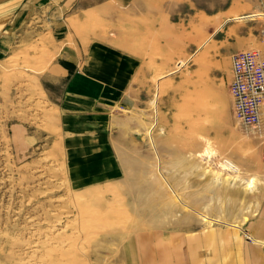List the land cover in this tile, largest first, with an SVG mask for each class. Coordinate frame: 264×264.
Wrapping results in <instances>:
<instances>
[{
    "label": "rangeland",
    "instance_id": "rangeland-1",
    "mask_svg": "<svg viewBox=\"0 0 264 264\" xmlns=\"http://www.w3.org/2000/svg\"><path fill=\"white\" fill-rule=\"evenodd\" d=\"M232 1H185L175 20L182 11L191 15V54L174 61L169 75L145 76L139 100L131 92L108 116L88 121L64 107L63 84L49 76L56 61L77 66L59 59L60 48L74 40L85 48L103 37L123 43L133 30L124 25L121 40L101 11L77 19L68 12L58 27L12 28L7 38L0 28V264H168L232 254L222 246L239 239L238 226L257 213L264 195V165L247 168L256 163L251 139L264 142V115L261 128L246 130L209 96L174 112L163 105L172 75L204 63L211 74L228 73L221 40L235 32L250 33L237 48L264 53V0H235L246 4L229 18L257 15L202 34L195 19ZM206 52L214 59L203 58ZM222 159L239 171L226 172Z\"/></svg>",
    "mask_w": 264,
    "mask_h": 264
},
{
    "label": "crops",
    "instance_id": "crops-1",
    "mask_svg": "<svg viewBox=\"0 0 264 264\" xmlns=\"http://www.w3.org/2000/svg\"><path fill=\"white\" fill-rule=\"evenodd\" d=\"M185 1L187 0H0V28L7 29L2 33L7 38L14 34L10 30L12 28L20 26L42 28L46 26V22H54L58 27L62 23L58 24L57 20L66 18L65 14L68 12H74L71 15L77 19L101 11L108 14L121 40L120 34L124 35L122 31L124 25L133 30L127 32L123 43L103 37L90 40L85 48L77 40L72 41L71 45L68 43L60 48L62 55L59 59L77 66L70 70L69 66H63L56 61L49 76L54 83L63 84L64 95L68 98L64 107L73 116L88 121L93 120L96 113L107 115L113 109L119 108L121 98L131 92H134L136 99L139 100L141 98L139 93L142 94L144 90L142 79L145 76L149 75L152 80L159 70L169 75L172 73L170 69L174 67V61L191 54L192 45L197 40L191 36V15L186 16L185 11H182V15L177 16L175 20L178 8H183ZM245 4L233 0L229 8H217L210 16L200 14L204 19L198 21L195 19V21L202 25V34L206 29L216 27L224 21L235 19L247 22L250 17L257 14L249 12L230 18L228 15L229 11L237 10ZM187 8H190V5ZM224 10L226 11L223 12ZM200 11L205 12L206 8ZM228 31L230 32V29ZM249 34L237 31L231 39L221 40V43L225 42L224 44L227 45L222 58L229 66L228 73L211 74L212 68L206 67L204 63V67L194 68L190 72L184 71L165 79L167 88L164 108L174 112V108L186 105L192 97L196 101H199L197 99L199 97L207 102L209 96L213 105H218L222 115L228 113L234 116V101L229 91L232 80V55L237 51L247 50L237 48V45L245 44L244 40ZM5 42H0V56L6 52L2 49ZM203 58H209L207 52L204 53ZM179 64L183 66V63ZM153 89L152 82L150 90ZM251 143L256 147V153L253 155L256 163L247 168L256 171L264 165L257 163L264 153V142L258 144L255 137L251 139ZM238 228L241 231L239 239L235 238L234 241L222 246L220 252L232 253L225 259L221 256L214 261L193 259L192 262L184 259L170 263L168 260L167 263L264 264V195L257 213ZM217 232L218 230L215 233ZM246 233L251 238H248ZM236 251L239 253L233 254Z\"/></svg>",
    "mask_w": 264,
    "mask_h": 264
},
{
    "label": "built area",
    "instance_id": "built-area-1",
    "mask_svg": "<svg viewBox=\"0 0 264 264\" xmlns=\"http://www.w3.org/2000/svg\"><path fill=\"white\" fill-rule=\"evenodd\" d=\"M232 73L229 91L234 101V116L246 130L261 128L264 105V53L258 49L233 53Z\"/></svg>",
    "mask_w": 264,
    "mask_h": 264
},
{
    "label": "bare ground",
    "instance_id": "bare-ground-1",
    "mask_svg": "<svg viewBox=\"0 0 264 264\" xmlns=\"http://www.w3.org/2000/svg\"><path fill=\"white\" fill-rule=\"evenodd\" d=\"M232 99V98H231ZM233 101V100H232ZM263 125V123H262ZM223 162L221 163V168L224 169L226 172H230V173H235V172H238L239 171V167L232 161V160H228V159H222ZM250 183H253V182H250ZM250 186V185H249ZM251 187V186H250ZM204 218L205 220L207 221H215V219L213 218H210L209 216L207 215H204L202 213H200ZM232 225V224H231ZM234 226H238V225H234Z\"/></svg>",
    "mask_w": 264,
    "mask_h": 264
}]
</instances>
